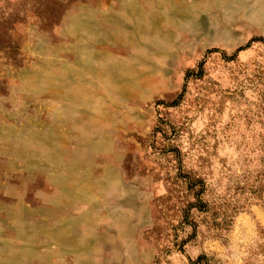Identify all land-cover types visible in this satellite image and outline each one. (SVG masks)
Listing matches in <instances>:
<instances>
[{
  "label": "rangeland",
  "instance_id": "rangeland-1",
  "mask_svg": "<svg viewBox=\"0 0 264 264\" xmlns=\"http://www.w3.org/2000/svg\"><path fill=\"white\" fill-rule=\"evenodd\" d=\"M0 264H264V0H0Z\"/></svg>",
  "mask_w": 264,
  "mask_h": 264
},
{
  "label": "trees",
  "instance_id": "trees-1",
  "mask_svg": "<svg viewBox=\"0 0 264 264\" xmlns=\"http://www.w3.org/2000/svg\"><path fill=\"white\" fill-rule=\"evenodd\" d=\"M241 50H243V49L240 48L238 51H241ZM200 75H201V71H200ZM184 178L186 179L185 182L187 184V188L190 190H193L196 181L192 177H190L189 175L184 176ZM194 192L196 193V199L198 201V205H202L201 198H200L201 194H202V190L199 189V190L194 191ZM200 207H202V206H200ZM223 219L224 220L222 222H219L218 225L225 223L224 221L226 220V217L224 216ZM199 259L201 260L203 258L199 257Z\"/></svg>",
  "mask_w": 264,
  "mask_h": 264
}]
</instances>
